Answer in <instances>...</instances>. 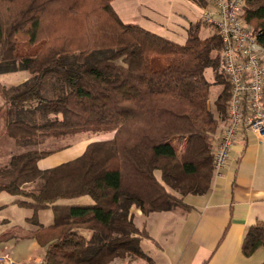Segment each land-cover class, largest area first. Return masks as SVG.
I'll use <instances>...</instances> for the list:
<instances>
[{
  "label": "trees",
  "instance_id": "1",
  "mask_svg": "<svg viewBox=\"0 0 264 264\" xmlns=\"http://www.w3.org/2000/svg\"><path fill=\"white\" fill-rule=\"evenodd\" d=\"M111 1L0 0V74L29 73L15 84L0 82V137L29 148L82 132L113 133L46 169L38 161L50 149L0 161V193L32 209L27 220L45 247L43 264L135 257L153 264L141 241L157 243L136 225L133 208L144 216L187 211L184 197L210 186L229 89L219 71L218 33L201 38L195 23L179 44L123 22ZM242 18L264 47V0H247ZM206 68L223 84L214 110ZM84 196L92 201H71ZM42 209H50L51 224L38 221ZM259 247L264 222L247 228L241 251L249 256Z\"/></svg>",
  "mask_w": 264,
  "mask_h": 264
},
{
  "label": "crops",
  "instance_id": "2",
  "mask_svg": "<svg viewBox=\"0 0 264 264\" xmlns=\"http://www.w3.org/2000/svg\"><path fill=\"white\" fill-rule=\"evenodd\" d=\"M111 5L123 22L138 24L179 44L186 41L187 30L195 23H200L201 38L213 31L211 25L200 19L202 11L210 6L206 0H112ZM28 77L16 81L12 79V83L11 79L4 80L2 77L0 82L15 84ZM218 94L219 91L209 100L213 110ZM225 122V118L219 120L216 139ZM82 133L60 138L63 144L50 149L52 152L38 161V167L50 168L80 155L94 140L92 136L79 137ZM4 154L8 156L5 163L10 152ZM33 186L32 183L24 185L26 188ZM8 195L0 193V248L14 257V246L19 242H28L37 249L20 263L43 264L45 247L32 236L35 225L28 222L29 213L20 211L21 214L14 218L7 211L9 205H16L29 210L31 215L32 209L15 202L20 196ZM184 200L190 205L187 211L176 208L144 216L139 209L133 208L136 225H145L157 243L150 239L141 241L144 253L151 257L153 264H258L264 260V247L257 248L249 256L241 251L247 228L264 222V140H259L250 131L238 132L227 164L219 174L212 172L209 189L203 194H188ZM47 210L50 211L42 209L37 213L38 221L45 226L52 222V214ZM111 264L148 262L138 257L116 258Z\"/></svg>",
  "mask_w": 264,
  "mask_h": 264
},
{
  "label": "built area",
  "instance_id": "3",
  "mask_svg": "<svg viewBox=\"0 0 264 264\" xmlns=\"http://www.w3.org/2000/svg\"><path fill=\"white\" fill-rule=\"evenodd\" d=\"M206 1L210 6L202 11L200 19L219 35V71L229 84L226 122L213 146L212 169L219 174L238 132L250 131L264 140V47L242 18L247 0ZM0 264L19 262L0 248Z\"/></svg>",
  "mask_w": 264,
  "mask_h": 264
},
{
  "label": "rangeland",
  "instance_id": "4",
  "mask_svg": "<svg viewBox=\"0 0 264 264\" xmlns=\"http://www.w3.org/2000/svg\"><path fill=\"white\" fill-rule=\"evenodd\" d=\"M2 74H6V75H2ZM0 75H2L0 77V80H1L2 77H4L3 78L4 80H10L11 79L10 82L12 83L13 82L12 79L14 81H16V79L20 80L24 76H28L29 73L21 71V70H17V71H14V72L1 73ZM204 75H205L206 79L212 80V83H211L210 88H209V100H211L217 94L218 91L220 92L223 89V84L214 83L213 82L214 72H213V70L211 68H207L204 71ZM17 82H19V81H17ZM6 83H9V82H6ZM112 134H113L112 132L86 133L84 135L82 133L79 137H81V136H83V137L92 136L94 138V140H99V139L110 138L112 136ZM62 144H63L62 140L46 139L45 142L40 143L36 147L26 148L23 145L16 144L8 136L3 135L2 137H0V161L4 162V160H6L8 158V156H6V154H4V152H10L12 154H18V153L24 152V151H26L28 149H32V148L33 149H38V150H42V149L49 150V149L58 147V146H60ZM3 154H4V156H3ZM6 195H8V194L6 193ZM8 197H9V195H8ZM91 201L92 200H91V198L89 196H84L83 198H81L79 200H76V202H80V203H86V202H91ZM7 211L9 213H11V215L14 218H15V216L18 217V215L21 214L20 211H22V212L26 211V212L29 213V216L32 215V214L30 215V211L29 210L20 208L19 206H16V205H9V207L7 208ZM47 212L51 214V211L47 210ZM144 248H147V247L144 246ZM36 249H37L36 247L33 248L30 245V243H28V242H19L13 248V252H14V255H15L14 257L18 260L19 264H21L20 260L22 261L24 259H27L29 255H31L34 251H36Z\"/></svg>",
  "mask_w": 264,
  "mask_h": 264
}]
</instances>
